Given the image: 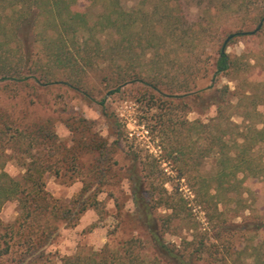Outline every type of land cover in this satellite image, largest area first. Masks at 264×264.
<instances>
[{
  "label": "trees",
  "instance_id": "1",
  "mask_svg": "<svg viewBox=\"0 0 264 264\" xmlns=\"http://www.w3.org/2000/svg\"><path fill=\"white\" fill-rule=\"evenodd\" d=\"M78 1L0 0V83L33 91L53 84H65L86 96L85 77L88 73L108 70L112 77L108 78V84L111 83L109 95L120 93L128 84H143L146 90L139 93V100L152 106L156 105L157 94H161L178 100L181 105L188 106L190 102L203 111L215 107L216 115L209 120L210 123L202 124L195 120L190 124L192 136L189 143L194 144L192 139L195 137V141L202 140L204 146L200 157H217L219 166L218 179L214 180L216 185L208 184L200 188L202 194L198 192V196L202 195L205 202L216 209L223 201L221 198L229 191L225 186V175L242 173L259 178L264 184V159H256L255 153L264 147V116L258 112V107L264 104V96H258L255 92L248 94L240 84L236 85L234 91L229 85L217 88L211 84L200 86L198 81L208 77L207 70L196 66L197 63H188L191 54H199V50L205 53L206 46L218 42L211 83L221 76L230 79L236 76L238 79L239 75L248 73V64L243 62L245 55L232 56L226 49L237 37L235 34L245 28L247 21H259L260 24L264 20V0H198L199 5L206 2L214 4L206 9L205 27L185 19L181 7L176 6L181 0H157L151 12H128L123 9L120 0H91L92 4L101 3L105 7L97 22L90 20L87 10L75 9ZM221 16L239 19L240 24H232L231 28L222 24L217 26L216 22ZM105 32L113 33L115 37L102 42L97 35ZM143 32L150 35L144 47L140 41L130 39L134 35L137 39ZM231 35L235 36L224 50ZM169 40L176 47L177 60H173V64L178 63V58L182 59L183 54L188 57L187 66L178 67L172 77L166 68L170 64L165 59L168 57L167 50L164 49L163 54L158 51ZM152 49H156L154 55L145 61L149 54L146 51ZM146 64L150 69L137 70ZM185 74L195 76L192 83L178 80L179 76ZM212 89V92H208ZM234 99L237 101L234 102ZM100 106L103 115L112 119L105 99ZM234 117L240 118L241 123H234ZM64 122L74 134L71 149L60 142L52 118L25 122L0 112V264H57L48 248L59 237L60 225L75 228L88 210H97L100 206L98 196L111 166L109 150H115L121 139L117 138L114 147L108 146L83 124L85 121L82 118L73 116ZM114 125L117 128V122ZM178 136L180 140L177 143H187L189 140L181 138V134ZM84 150L96 153L98 159L88 176L81 180L78 160ZM185 150L184 143L169 155L178 159L185 156ZM129 156L126 177L131 184L137 222L147 232L150 248H142L132 238L120 242L117 247L107 244L100 252L61 258L59 263L196 264L206 255H217L213 251L214 244L208 240L194 241L198 239L197 234L184 247L165 240L167 231L163 230L156 217L157 208L152 207L147 198L149 173L141 167L143 162L138 153ZM8 161L14 162L23 171L20 178H14L5 171ZM147 167L150 173H155L154 164ZM49 174H54L66 184L81 181L82 188L69 203H64L47 191L46 177ZM164 192L167 190L164 189ZM7 202H16L18 206V215L9 224L1 219V211ZM166 208L173 209L172 204L168 202ZM240 227L257 234L264 232L263 222ZM190 230L198 231V224H193ZM222 232L223 229L220 230ZM216 239H220L219 234ZM263 244L264 239L258 243V248H254L252 264H264ZM151 251L153 260L145 255V252Z\"/></svg>",
  "mask_w": 264,
  "mask_h": 264
},
{
  "label": "rangeland",
  "instance_id": "2",
  "mask_svg": "<svg viewBox=\"0 0 264 264\" xmlns=\"http://www.w3.org/2000/svg\"><path fill=\"white\" fill-rule=\"evenodd\" d=\"M120 1L123 9L128 12L141 10L151 12L152 6L158 3L157 0ZM176 6L181 7L189 23L198 22L201 27H205L206 9L209 6L213 7L214 4L206 2L199 5L198 0H181V3ZM75 9L87 10L90 20L97 22L105 7L101 3L92 4L91 0H79ZM220 19L218 23L216 22L217 26L222 24L224 27L231 28L232 24L236 26L240 24L239 19L234 17L229 19L221 16ZM262 22V29L251 34ZM260 24L259 21H250V23L247 21L242 31H236V34L240 35H237L226 49L232 56L245 55L246 57L243 62L248 64L249 74L239 75L238 79L235 78L236 76L231 77L233 79L221 76L218 81L211 83L212 66L217 56L218 42L206 46L205 53L199 50V54H191L189 59L187 54H183L182 59L178 58L179 62L176 64L172 63L173 60H177L176 47L172 45V41L164 42L167 45L158 51L159 54H163L164 49L168 52V57L165 59L170 61V64L167 63L166 66L170 77L176 74V70L181 65L186 67L188 59V63H197L196 66L208 72V77L204 81H198L200 86L211 84L217 88L229 85L234 91L236 85L240 84L248 94L255 92L258 96H264V20ZM97 37L103 42L111 41L115 35L105 32L98 34ZM130 39L135 42L140 41L141 46L144 47L150 35L143 32L137 39L135 35ZM154 51L156 49L146 51L149 54L145 61L150 60ZM148 69L150 66L146 64L137 70ZM110 72L108 70L90 71L85 77V90L88 94L86 96L75 92L65 84H53L33 91L29 88L21 89L13 84L0 83V112H4L14 120H25V122L52 118L58 138L67 148L71 149L74 146V134L68 129L64 120L73 116L82 118L85 121L83 124L87 125L91 132L97 134L108 146L114 147L117 138L121 139L115 150L114 148L109 150L111 166L102 192L98 196L100 206L97 210H88L75 228H65L60 225L59 237L48 248L53 261L60 264L61 258L100 252L107 244L117 247L120 242L132 238L137 240L142 248H150L148 234L137 222L131 184L126 177V169L130 165L129 155L138 153L143 162L141 167L149 173L148 176L145 175L150 179L146 188L147 198L151 206L157 208L155 214L163 230L167 231L165 234L167 242L184 247L194 240V235L197 234L198 239L194 241L198 243L202 239L208 240L209 243L214 244L213 251L217 255L214 257L206 255L196 264H252L254 248H258V243H262L264 232L257 234L244 231L240 225L257 222L264 224L262 180L242 173L236 176L225 175V186L229 191L221 198L223 201L216 209L206 203L202 195L197 194L198 192L202 194L200 188L205 185H216L214 180L218 179L216 175L219 166L217 157L211 156L206 159L200 157V151L204 146L202 140L195 141L197 139L195 137L192 139L194 144L189 143L192 136L190 124L195 120H199L202 124L210 123L209 120L216 115V108L212 107L203 111L201 107H196L190 102L188 106L181 105L178 100L163 97L161 94H157L156 105L152 106L139 100V93L146 90L143 84H128L120 93L109 95L111 83L108 84V78H112ZM194 78V75L185 74L179 76L178 80L190 84ZM212 91L213 89L208 92ZM104 99L108 114L112 115L110 120L103 115L100 106V102ZM236 101L234 99V102ZM258 112L264 116V104L258 107ZM232 121L241 123L238 117H234ZM116 122L117 128L114 125ZM178 134L182 135L181 138L189 139L187 143H177V140H180ZM83 136L86 137V135ZM184 143L187 154L178 159H176L177 156L170 157L171 151ZM255 153L256 159H264V147L257 149ZM97 159L96 153H88L85 150L81 152L78 160L82 172L81 180L88 176L89 170ZM146 164H154V174L147 170ZM5 171L14 178H20L23 174L14 162L9 161L5 163ZM46 185L47 191L64 203H69L82 188L81 181L66 184L54 174L47 175ZM164 189L167 190L166 193ZM202 201L205 203L201 204ZM168 202L172 204L173 209L166 208ZM17 215L16 202H7L3 206L1 219L5 224L12 223ZM193 224H198V231L190 230ZM222 229L223 232L220 233ZM218 234L220 239H216ZM152 253V251L145 252V255L153 260Z\"/></svg>",
  "mask_w": 264,
  "mask_h": 264
},
{
  "label": "water",
  "instance_id": "3",
  "mask_svg": "<svg viewBox=\"0 0 264 264\" xmlns=\"http://www.w3.org/2000/svg\"><path fill=\"white\" fill-rule=\"evenodd\" d=\"M262 25H263V22L259 25V27L257 28V30L254 31V32H252L251 34H254V33H256L257 31H259V30L262 28ZM243 34L245 35V34H247V33H243ZM235 35H240V34H235ZM235 35H231L230 38L227 40V42L225 43L224 48H223L224 50H225V48H226V45H227L228 41H229L231 38H233Z\"/></svg>",
  "mask_w": 264,
  "mask_h": 264
}]
</instances>
